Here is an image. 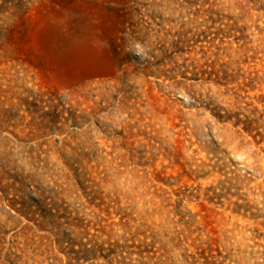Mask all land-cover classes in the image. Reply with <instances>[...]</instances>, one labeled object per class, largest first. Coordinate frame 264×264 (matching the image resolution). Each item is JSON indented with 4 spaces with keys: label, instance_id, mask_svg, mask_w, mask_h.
I'll list each match as a JSON object with an SVG mask.
<instances>
[{
    "label": "rangeland",
    "instance_id": "374dc122",
    "mask_svg": "<svg viewBox=\"0 0 264 264\" xmlns=\"http://www.w3.org/2000/svg\"><path fill=\"white\" fill-rule=\"evenodd\" d=\"M0 264H264V0H0Z\"/></svg>",
    "mask_w": 264,
    "mask_h": 264
},
{
    "label": "clouds",
    "instance_id": "9594fccd",
    "mask_svg": "<svg viewBox=\"0 0 264 264\" xmlns=\"http://www.w3.org/2000/svg\"><path fill=\"white\" fill-rule=\"evenodd\" d=\"M136 48H137V49H140V45H139V44H137V45H136ZM141 51H142V50H141ZM137 54L139 55V54H141V52H140V51H138V52H137Z\"/></svg>",
    "mask_w": 264,
    "mask_h": 264
}]
</instances>
